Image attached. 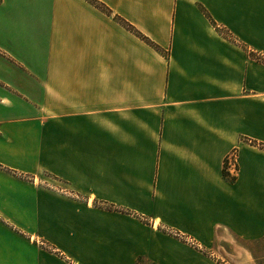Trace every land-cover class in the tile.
<instances>
[{"label": "crops", "instance_id": "obj_1", "mask_svg": "<svg viewBox=\"0 0 264 264\" xmlns=\"http://www.w3.org/2000/svg\"><path fill=\"white\" fill-rule=\"evenodd\" d=\"M97 1L0 0V264H212L157 225L251 258L264 0Z\"/></svg>", "mask_w": 264, "mask_h": 264}, {"label": "rangeland", "instance_id": "obj_2", "mask_svg": "<svg viewBox=\"0 0 264 264\" xmlns=\"http://www.w3.org/2000/svg\"><path fill=\"white\" fill-rule=\"evenodd\" d=\"M252 142H255V141H252ZM258 144L260 145L258 146ZM252 145H255V146H258L259 148L264 149L263 143L256 142L255 144L252 143ZM26 180L38 188H43L53 193L57 192L62 195V193L60 192L62 185H60L57 188H51V182H50L51 178L49 174H45L40 177L27 175ZM234 245L235 246L226 247L225 248L226 252H219L217 250L212 249L215 256L218 258V262H216L215 259H212L205 253H202L201 255L211 260L212 262H210L209 260L208 262L212 264H220L221 261L223 262L222 264H224L225 261L228 264H264V242L251 244V248L252 250H254L251 258L245 257V255L239 251L240 248L237 246V244L234 243ZM238 245H240L239 242H238ZM141 264H151V263L148 260L146 261L144 260Z\"/></svg>", "mask_w": 264, "mask_h": 264}, {"label": "built area", "instance_id": "obj_3", "mask_svg": "<svg viewBox=\"0 0 264 264\" xmlns=\"http://www.w3.org/2000/svg\"><path fill=\"white\" fill-rule=\"evenodd\" d=\"M252 141L253 140H246V142H248L250 144L256 143V142H252ZM259 145L260 144H258V146ZM237 171H238V156H237L236 150L233 149L224 158L223 173L228 179H234L236 177ZM60 192L62 193V195H70L69 190L65 186H62V188L60 189ZM149 223L151 224V226L153 228L156 227L153 220L151 222L149 221ZM157 228L158 229L160 228L163 232H166L167 234L173 236L174 238L184 242L185 244H187L188 246H190L194 250H196L200 253L207 254L209 257H211L212 259H215L216 262H218V258L215 256L212 249L206 248L195 238L188 236V235H185V234L181 233L179 230L169 228L166 226H158L157 225ZM222 263L223 262L221 261L220 264H222ZM224 264H228V263L225 261Z\"/></svg>", "mask_w": 264, "mask_h": 264}, {"label": "trees", "instance_id": "obj_4", "mask_svg": "<svg viewBox=\"0 0 264 264\" xmlns=\"http://www.w3.org/2000/svg\"><path fill=\"white\" fill-rule=\"evenodd\" d=\"M90 3H92L93 5H95L96 7L105 10L107 13H110L109 9L106 8L102 3L98 2L97 0H88ZM115 20H117L118 22L124 24L129 30H131L132 32H134L137 36H139L140 39H142L143 41H145L146 43H149L150 45H152L154 48L159 49V47L157 45H155L154 43H152L146 36H144L142 33H140L139 31H137L133 26H131L129 23H127L124 19H122L119 16H115L114 17ZM224 174V173H223ZM225 176V175H224ZM148 260L151 264H154L153 262H151L148 258H146L143 255H140L137 257L135 264H141L143 261Z\"/></svg>", "mask_w": 264, "mask_h": 264}]
</instances>
